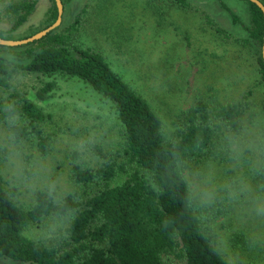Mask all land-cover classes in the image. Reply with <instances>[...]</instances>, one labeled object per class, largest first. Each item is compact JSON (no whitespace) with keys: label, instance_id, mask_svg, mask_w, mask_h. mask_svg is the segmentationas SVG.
I'll list each match as a JSON object with an SVG mask.
<instances>
[{"label":"rangeland","instance_id":"374dc122","mask_svg":"<svg viewBox=\"0 0 264 264\" xmlns=\"http://www.w3.org/2000/svg\"><path fill=\"white\" fill-rule=\"evenodd\" d=\"M13 1L0 0V10ZM165 1L62 0L59 26L65 29L81 17L74 42L103 52L159 113L168 138L183 128L186 112L198 99L241 104L240 132L220 131L210 158L188 162L184 175L194 209L216 248L233 264H264V80L258 71L262 44L250 36L248 3L187 0L186 7ZM52 4L37 0L30 19L11 32L14 38L44 26ZM83 8L89 9L87 14H81ZM10 21L7 17L0 28L9 29ZM16 47L0 49V54L17 59ZM49 80L57 86L39 98L37 89ZM12 87L52 114L47 130L55 133V141L52 152L41 157L28 143L16 142L7 124L0 122V171L7 185L21 188L23 202L31 201L37 188L57 200L68 193L82 195L85 188L75 181L73 166L99 165L102 158L94 153L95 145L107 153L120 146L122 124L115 105L80 78L60 73L19 70ZM74 151L81 158L74 160ZM70 220L71 215H50L25 233L44 244L63 242ZM0 264L28 263L0 256ZM166 264L184 262L171 257Z\"/></svg>","mask_w":264,"mask_h":264},{"label":"trees","instance_id":"16d2710c","mask_svg":"<svg viewBox=\"0 0 264 264\" xmlns=\"http://www.w3.org/2000/svg\"><path fill=\"white\" fill-rule=\"evenodd\" d=\"M52 1L47 22L38 30L57 19L58 6ZM245 1L250 36L263 44L264 12ZM172 2L189 5L187 0ZM36 7L37 0H16L0 10V24L11 19L9 29L0 28V37L15 39L11 32L21 28ZM88 11L83 8L81 14ZM80 21L76 17L65 29L58 26L39 39L14 46L19 48L17 59L0 54V90L5 92L0 95V122L7 124L16 142L28 143L41 157L49 155L55 141V133L47 130L52 114L12 87L13 77L19 70L76 76L115 105L122 124L120 146L107 153L95 145L94 153L102 158L99 165L73 166V177L84 193H68L60 200L37 188L31 201H20L21 188L9 187L0 171V256L28 264H166L171 257L184 264H233L206 234L184 167L210 158L220 131L240 132L241 104L198 99L186 112L183 128L168 138L159 113L103 52L74 42ZM11 48L0 44V49ZM258 71L264 80L262 53ZM56 86L55 80L45 82L37 96L43 99ZM72 158H81V153L74 151ZM50 215H71L67 240L44 244L26 235L27 229Z\"/></svg>","mask_w":264,"mask_h":264},{"label":"water","instance_id":"95a60500","mask_svg":"<svg viewBox=\"0 0 264 264\" xmlns=\"http://www.w3.org/2000/svg\"><path fill=\"white\" fill-rule=\"evenodd\" d=\"M55 1H56L57 6H58V16H57V19L52 24H50L49 26H47V27L37 31L36 33H33L32 35L25 37V38L12 39V38L0 37V44L9 45V46L24 45V44L32 42L36 39H39V38L43 37L45 34H47L48 32L58 28V26L60 25L61 20H62L63 2H62V0H55ZM251 1L256 3L264 12V3L261 0H251ZM262 55L264 58V41L262 44Z\"/></svg>","mask_w":264,"mask_h":264}]
</instances>
